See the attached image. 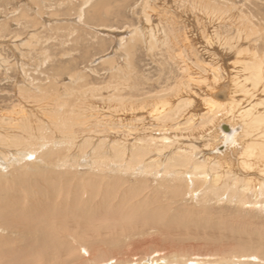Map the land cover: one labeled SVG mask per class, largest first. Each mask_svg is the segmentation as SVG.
<instances>
[{"label":"rangeland","instance_id":"obj_1","mask_svg":"<svg viewBox=\"0 0 264 264\" xmlns=\"http://www.w3.org/2000/svg\"><path fill=\"white\" fill-rule=\"evenodd\" d=\"M86 1L87 0H57V1L56 0H0V67H1L0 68V114H5L6 116H15V118H17L16 120L17 125L5 124V128H9V129L4 131L0 128V132H3L4 134L9 135V136L10 135L13 136L14 138H11L12 140H14L13 142L18 141V144H19V146L13 147V145L15 144L12 142V140H10V138L8 139L6 138L7 142L1 141L0 157L3 158L4 153L6 154V152H8L7 154H9L10 153L9 151H12L14 148H16V151L13 150L11 153L20 152L21 150L23 151L25 148L26 150H24L25 153L23 154L25 158H21V159L18 158L16 160L17 163H15L14 165L15 166L19 165V166H16L17 168H20L21 166H23V164L27 167V164H25L26 162H29L31 160L35 161L34 159L37 160V157H38V154H36L38 152H35V150L33 152L31 150L32 148L28 147L30 146V143L28 142H31V144H37V145L38 143L39 145L42 143L41 141H39V139L38 141H37V138L34 139L32 137V134L38 133L37 131L41 127H42L41 129L43 130H46L48 132L50 131L56 134L55 137H57V140L55 141V144H57V148H58L57 150H61L58 153L59 155L57 154L56 156H61V155H64V153H66L65 155H69V158L74 159V161H79L80 164L76 165V167H72L70 165V167L68 168H71L72 169L71 171L70 170H66V171L60 170L58 171L59 173L50 172V175H48L47 173H44L45 178H46L45 181L40 180V175L42 174V172L40 171H44L42 168H39V170H28V173L27 171H20L19 169V172L13 176L12 180L15 181L16 185L19 187L20 190L22 189L26 190L25 187H27V185L25 184L27 180L31 182L32 181L31 178L33 177V175L38 173L39 175L38 178L36 180H33V182L31 183L32 184L31 186H34V191L32 192V194H36V196H39L43 200L40 202H36V200L31 198L29 202H32L33 204L46 203V205L48 204L55 205V203H58L59 206L66 205L68 209L67 215H71L73 213L74 208L76 207L80 208V206L86 205L88 202H89V205H92V206H96L98 204H108L109 205L111 204V202H118L120 200H123L125 203L129 202L131 196H133V192H131V190H133L134 188H137L136 184L139 183L140 185H142L145 183V182H142L143 178H145L144 176L145 171L141 167H140L141 170L138 167L130 171V175L127 177L129 180L127 181L117 178L120 181L118 183L116 182V180H114L115 177L112 175H118L119 177H121L122 173H125V170L123 169V167L118 168L113 165L109 166L108 168L109 173H107L110 175L109 178L89 176V175H92L94 172H91L92 171L91 166L89 163H86V162H88L89 159H91L92 157H94L95 159H100L101 157L104 158L106 156L104 160L107 159L109 160V162L114 163L115 162L114 159L120 153L118 148H121L122 151H125L126 153L124 162L126 164H129V163H132L133 160L135 159L134 152L138 150V147L140 149L145 148L147 149L145 153L146 154L148 153V155L145 156V158H147L146 163L147 164L151 163V165L153 164L152 166L155 168L153 169V173H149V174H157V177L161 179L162 176H164L162 175V173L165 170L164 164L167 161L166 156H165L166 153L167 155H170L172 153L176 154L181 149H185V151L187 150V152H190L191 148L194 147L195 149L193 148L194 149L193 152L198 151L197 154L200 153L199 156H201L202 155L201 153L206 152L208 150V148H206V143L208 144L207 141L211 139L210 137L207 136L208 134H211L212 132L211 130H208V128H210L211 126L203 125V122H201V119L199 118V119H196L195 121L191 120V123L194 124L191 127V124L188 123L190 121H187V119L189 120L188 114L190 111L189 109L190 107L182 111V109H180L181 106L179 107L177 105L181 104L183 98L184 100L188 99L190 98V95H193L195 92H197L198 95L199 94L203 95V93L206 90H208L207 91L208 93H211V91L213 92L216 89H218L219 85L214 82V76H213L214 74L212 73V70H211V67L215 65H213L214 64L213 60L210 61L208 57L209 50L213 53L214 51L219 50L217 51L218 56H220V54L223 56L230 55L231 58L226 62L227 66H229L228 67L229 72L228 70L227 72L230 74L226 73L223 76H225L224 79L227 77L226 79L230 80V82H232L233 79H235L237 80V82L240 83L241 87H240L239 94H237L238 95L237 98L239 99L241 98L240 100L243 99L244 101L247 96L246 92L250 91L251 89L249 88L253 87V86H250L252 85V81H251L252 70L250 68L249 63H252V61L256 58V54L257 55L261 54L262 56H264V40H263L264 38H262L264 36V21H263L264 20V0H196L194 2L195 4L192 2L194 0H152L151 2L152 5L151 7H149V10H147V12L146 10L144 11L143 9L145 7L144 2H146L147 0H89L88 5H85ZM208 4L209 6H211L212 4V7L213 5L216 6L215 9L212 7L210 8L207 7ZM217 5L219 7L226 6L225 7L226 9H228L229 7L230 8L235 7V9L229 8L228 10H226L225 8L222 9L220 7L221 11L225 13L223 14L222 12H220V9L218 8ZM194 6L196 7V9ZM203 7H205V9ZM150 8H152V10H150ZM200 8H201V11H200ZM217 8L219 9V11L217 10ZM197 9L201 13L196 11ZM203 9L208 10V11H204ZM211 9H214V10H211ZM215 10L218 11L217 15L215 13L216 12ZM212 11L215 14L209 13ZM143 12L145 14L150 13V15L151 13L152 14L158 13V14L156 15L154 14V16L151 18L150 24H147L148 22H147V19L145 18L146 15L143 14ZM227 12L232 14L231 16L233 18L230 16V14H227ZM208 14H209V18H208ZM219 16L221 17V20H218ZM238 16H240L242 19H240ZM246 16L247 18H249V21L247 18L244 19V17ZM256 17L259 18L258 19L259 21L257 20ZM207 18L209 20H207ZM238 18L242 21H239ZM237 20L238 22L236 23ZM243 20L247 24L242 23V25H239L241 24L240 22H243ZM260 21L261 23H259ZM248 22L249 23L251 22L250 23L251 27L252 26L256 27V29L257 28L260 29L261 27L263 28V31H262L263 33L262 32L259 33L260 31H258L259 34H262V35H258L259 37L258 39L256 37H254V39L253 38L248 39L246 37V34L251 32L249 31V28H248V25H249ZM172 23H173L174 29H173V26L171 25ZM261 24H263V26ZM159 25L162 26L160 30L161 33L162 34L164 33L165 35L164 34L162 35L160 33V36H159L160 41L159 43L155 44L156 45L155 49L153 47L149 48L148 45L146 47V44L134 45L133 49H131V45L129 42L135 36V32L137 29L146 30L148 32V29H149L148 26L151 27V26H159ZM175 25H176V29H175ZM225 26L228 27L226 30H225L226 28ZM231 26L232 27L234 26L235 28H231ZM243 28L246 29V31L245 30L242 31ZM165 29L167 31H165ZM228 29L229 31L227 32ZM239 29H241V32L237 31ZM178 30L180 31L178 32ZM182 30L185 33H183ZM164 31L168 33H165ZM206 31L210 33V35L208 33L209 36H211V34L212 36L214 34L215 35L217 34L218 36H222V37L225 36V38L228 39L229 41L231 38L234 37L235 34L237 35L238 33V36L237 38L234 37V39L236 38L235 42H233L234 44L229 42L233 46L228 45L229 44L228 41L227 42L221 41V38H218L216 40L217 43H207L208 42V40L206 42L207 35L205 36V38L202 35L206 33ZM169 32H175L176 38H178V40L172 42V40L169 38L170 42L166 44L164 43L165 42L164 40L167 38L166 35L169 36L168 35ZM215 32H219V33H215ZM239 32L240 34L242 33V36L244 38V39L241 38L242 40L240 41L238 40V38L241 36ZM179 33H183V34H179ZM177 35L178 36L181 35V36L177 37ZM182 35L183 37L184 35L191 36V38L194 37L195 42H192L189 44L187 43L188 44L187 45L186 43L182 42L183 41ZM213 37L216 38V36H213ZM213 37L212 39H214ZM226 43L228 44L226 45ZM238 43L239 44L241 43V44L237 45ZM249 43L250 45L248 47ZM157 44L162 47L159 46L160 47L159 49ZM196 44L198 46H196ZM223 45L225 46V48L227 46L228 47L225 49ZM214 48L216 50H214ZM128 49H131L132 51ZM204 49L206 50L204 51ZM237 49L238 50L241 49V51L240 50L238 51ZM182 51L183 52L185 51V54ZM196 51L198 55L196 54ZM236 51L240 53L243 52V53L242 55L240 53L238 54V52L236 54ZM167 52L170 55L172 54L174 55L170 56ZM175 53L176 54L179 53L180 57L176 56ZM213 53H210V54H213ZM193 54L195 56H193ZM182 55L184 57L183 59L181 57ZM177 57H179L178 59L180 60L182 59V62L184 63V65H182L183 63L181 64L179 62L180 60H178ZM236 58H238L239 61L236 60ZM190 61L193 63L192 65ZM209 61L212 62L211 63L212 66L208 65V63H210ZM241 61H243V65H241L242 64ZM188 62H190V64ZM185 63L189 65L187 66ZM200 66L203 67V69L200 68ZM128 69L131 73L128 72ZM125 71H127L128 73ZM124 72L127 75H125ZM241 73L243 74L241 75ZM210 76H212L213 78ZM243 76L244 78L245 77L246 78L244 79ZM142 80H144V82L146 81L147 84L144 82L142 84ZM202 80L206 81L204 83L205 85H203L202 88L201 87L199 88L198 82L201 83ZM247 81L250 84H247ZM136 84L139 86V88L137 87ZM109 85L112 86L113 89ZM141 85L143 86V88H141L142 87ZM248 85L250 87H248ZM74 88L77 90L81 89V91L89 90V93L85 94V97L83 99L82 97H80V101L77 102L79 103V105L78 104L75 105L76 103L73 102L75 106L74 108H77L76 115L82 118V120H80V118L79 120L83 121V124L75 126L74 127L75 129H72L71 132H69L68 134H65L60 130L58 125L52 124L51 122L50 117L51 115L56 114V111H55L56 108H54V111H53L54 113H52V111L49 110V106H44V105L46 102L48 105H51L52 99H55L58 96V93H60V96L62 97L63 100H66L67 102H72L73 98L75 99L73 92H72ZM92 88L96 90V93L92 94L90 92V89ZM165 89H168V90L170 89V90L169 92H167L168 90H166L165 92L167 93H165L163 91ZM145 92L147 94H144ZM142 93H143V96H142ZM259 93L260 94L257 99L249 100L250 105L248 106V109H250L251 111L249 112L250 116H247V115L244 116V119L249 118L247 119V121L253 123V127L257 126L255 129L257 133L259 131L260 132L264 131V126H263L264 122L261 121L258 123V121L256 122L253 119V118H256L257 120L261 119V114L257 112L258 110L260 109L263 110L262 108H264V106L260 104L262 99L264 101V96H263L264 87L259 91ZM117 95L118 97H115ZM173 95L174 97H172ZM194 95L197 96L196 93ZM131 96H133V98ZM195 98H197V100L199 101L201 100L200 97L198 96ZM111 100L113 101V103H111L112 102ZM173 100H175V102L177 103H179L178 101L180 100V103L174 104L175 102ZM170 103L172 104L170 105ZM81 105H83L82 106L83 108L81 107ZM129 105L133 109L127 108V107H130ZM198 105L199 106L196 105L195 107L203 106L202 102H200V104ZM259 105H261V108L258 107ZM158 107H161V110H163V108L167 109L168 113L170 114V117L168 116L167 120L159 119V117L157 118L158 120L155 119L156 118L155 112L158 110ZM113 108L115 109L113 110ZM120 108L121 110L123 109L122 112ZM14 110H16L17 112L15 113ZM19 111H21V114L19 113ZM64 111H68V107H65V109L64 107H62L59 112L62 114V113H65ZM177 112H178L177 114L178 116H176ZM201 112L203 111H196L195 109V113H201ZM239 112H244V111L240 110ZM182 113L183 114L185 113V114L183 115ZM119 114H121L122 116ZM109 115H111L112 118L109 117ZM139 118L142 120L138 121ZM169 118L170 120L171 119L173 120L174 118L173 121L171 120L172 125L170 124ZM229 118L231 117L229 116ZM229 118L227 119V117H224L221 120L230 121ZM133 119L135 121H133ZM234 120H237V118L235 117H233V119L231 118L232 122H235ZM241 121L242 120H237L236 122H241ZM19 122L22 124H20ZM184 122L187 124V126L190 129L188 127H184L186 126ZM136 124L137 126H135ZM154 124H155V127H154ZM147 125L149 127H147ZM111 126L114 128H112ZM119 126H120V129H119ZM125 126H126V129H125ZM157 126L160 128V130ZM262 126H263V129H261ZM171 129H173L174 131ZM257 129H260V130H257ZM113 130H116L115 131L116 133L113 132ZM58 131L61 136L59 135ZM161 131H167V132L163 133ZM26 132H27V135H26ZM123 132L126 133L127 135L124 134ZM133 132L135 133L134 135L131 134ZM256 132L251 134V138H250V142L254 141L255 144H256V141L262 140V139H259ZM146 135L147 137L149 136L148 139L146 138ZM37 136H40V140H41V138L43 137V132L41 131L40 133L37 134ZM156 136H157L158 141L155 140ZM112 137H114L115 141L112 139ZM159 137H162V138L169 137L171 142L166 141V140H164L165 141L164 142ZM138 138L141 140H139ZM152 139H153V142H152ZM173 140H175L176 142H174ZM127 142H130V143H127ZM135 142H137V144ZM156 142L158 143V145L160 144L161 146L159 145L160 146L159 147L156 144ZM180 142H183L182 144H180L181 146L179 145ZM177 143L180 148L178 147ZM21 144L23 145V147ZM26 144L27 145L29 144V145L27 146ZM64 144H67V145H64ZM131 144L134 148L131 147ZM140 144H141V147L138 146ZM164 144L165 146L168 144L169 148H170V145H175V146L171 149L165 150V152L163 151L164 152L163 153L161 152L162 151L161 148L164 147L163 146ZM26 146L28 147V150L30 149L29 152L31 155L28 154L29 152ZM17 147H20V148L18 149ZM113 149L115 152L113 151ZM263 149L264 147H260L257 149L258 151L256 150L255 152L256 165L254 166V169L256 167L258 170L256 169L254 170V172L259 171L258 176H257L258 178L263 176L261 173L263 172L262 170H264V164H262L264 163V158H263L264 156L262 155L263 153L262 151H264ZM105 152L108 155H106ZM26 153L32 157L27 158ZM94 153H99L100 155L99 154L96 155ZM260 154H261L260 156L261 158L258 156ZM149 155H152V156H149ZM132 156L134 159L132 158ZM161 156L163 157L164 160H162ZM15 157H18V156L14 155V158ZM258 158L260 159L258 160ZM200 159H203V157L201 156ZM0 162L2 164L5 163L4 160H1V159H0ZM159 162H161L162 164L164 163V164L162 165ZM252 163L255 164L254 162ZM157 165H160V166L158 167ZM81 167H84V168H81ZM115 167L118 170H116ZM3 168L5 167L4 166L2 167V165H0L1 171L4 170ZM73 168H75L76 170ZM121 169H123L122 173H120ZM231 169H235V167H231ZM137 170H140V171H137ZM72 171H78L80 173L75 174L76 172L74 173ZM122 176L124 177V175ZM158 178H157V181L153 182V186L151 187V190L153 192H151L149 195H152L155 192H158V190L161 189L160 185H162L163 187H166L168 185V184H165L167 181L160 182ZM248 178H252V177L250 176ZM252 179L256 180V183H257V185L253 184L254 186L263 184L262 181L261 183L259 182L260 178L259 179L252 178ZM115 183H117L118 185L112 188V186L115 185ZM203 189H206V188L204 187ZM29 191L31 190L29 189ZM53 191L55 192L52 194ZM255 192L259 193L260 191L258 189ZM197 198L198 197L196 196L195 200H197ZM200 199H202V197H200L199 200ZM174 202L166 198L160 200L162 211H164L166 217H169L168 219H171V217L175 216L174 212L176 210L170 209L167 207L168 205L172 207ZM219 203H222V204L220 206H217L218 203H216L215 205H213V203H210V207L206 208L207 210L205 211L204 214H200V216L196 215L195 216L196 221L195 220L193 221L195 225L202 222L206 225L208 224V227L210 229H220V230L226 229L230 231V232H226V234L231 235V236H237L244 231H251L253 233L256 232L254 231V227H251L250 223H247L249 220L253 222L258 228H264V215L258 212H254L255 208H252V206H249L248 204H246V207L239 209L237 207H234L233 205L226 204V202H224L223 200H220ZM178 204L174 205V207L180 206V208H184L186 206L185 208L187 209V212H190L189 210L193 211V210L199 209V206L196 202L190 201V197H187L186 199L185 197H183L179 201ZM203 206L204 205H202V207ZM204 209L205 208H202V210ZM263 212H264V209H263ZM238 221L240 222L239 224H238ZM261 230L262 229L257 230V231L260 232ZM17 237L19 236H13L12 239L14 240ZM221 237H219L218 235H215L214 238L207 236V237H202L200 239L202 240L207 239L208 243H213V242L215 243L218 239H220V241L223 244L222 246H225L226 239H221ZM200 239L194 238L193 244L195 245V242L198 243ZM128 241L126 242L125 245H130L135 240H128ZM83 250H85V252H88L87 248H84ZM176 251L178 252L179 257H187V255L190 254V252L192 251V247L189 245V243H183V244L179 243L178 248L176 250L173 248L162 250L160 251L161 253L159 252L157 254L151 255V257L149 258L150 260L147 259L148 257H145L146 256L145 254L142 255L143 254L142 253V254L135 256L134 261L133 260L131 261L130 254L128 253L125 257L128 260H125L124 264H139L138 261H143L142 264L144 263L148 264L149 261L150 263H152V261L154 262V261H157L158 259L163 261V264H166V263L168 264L170 262L169 261L170 258L176 257V255L175 256L173 255L174 252L176 253ZM193 254L196 256L197 260L191 262V264H194V263L213 264L214 259L216 260V258L212 256L199 257L197 253H193ZM83 255H86V254H83ZM209 255H213V254L209 253ZM179 257H177L176 259H178ZM252 257H256V256H252ZM222 263L227 264V261L224 260V262ZM235 263L238 264L240 263V261L239 262L236 261ZM251 263L264 264V260L263 261L255 260V261H252ZM111 264H118L117 259H115Z\"/></svg>","mask_w":264,"mask_h":264},{"label":"bare ground","instance_id":"obj_2","mask_svg":"<svg viewBox=\"0 0 264 264\" xmlns=\"http://www.w3.org/2000/svg\"><path fill=\"white\" fill-rule=\"evenodd\" d=\"M195 1L196 0H194L192 2L194 3ZM151 2H152V0H147L146 2H144V4H145V7L143 8L144 11L146 10V12H147V10H149V7H151V5H152ZM88 3H89V0H87L85 2V5H88ZM199 5H200V3H199ZM200 7H202V6H200ZM207 7H209V8L212 7V4H211V6H209V4H208ZM215 7L216 6L213 5L212 8L215 9ZM220 7L218 6L219 9H220ZM225 7L222 6L221 8L223 9ZM257 7H259V6H257ZM203 8L205 9V7H203ZM218 8H217V10L219 11ZM231 8L235 9V7H231ZM195 9H196V7H195ZM206 9H208V8H206ZM214 9H211V10H214ZM228 9H226V10H228ZM150 10H152V8H150ZM154 10H155V8H154ZM217 10H215L216 15L218 12ZM196 11H198V9ZM200 11H201V8H200ZM204 11H208V10H204ZM153 12H155V11H153ZM220 12H222L221 9H220ZM224 12H226V11H224ZM228 12H230V11H228ZM228 12H227V14H230ZM199 13H201V12H199ZM209 13L215 14L213 11L209 12ZM143 14H145V13L143 12ZM154 14L156 15L158 13H153V14L151 13V15H150V13L145 14L146 15L145 18L147 19V22H148V23L146 22L147 24H150L151 18L154 16ZM205 14H206V12H205ZM223 14H225V13H223ZM203 15H204V13H203ZM231 15L232 14H230V16ZM258 16H259V14H258ZM219 17H218V20H221V17H220V19H219ZM231 17H229V18H231ZM238 17L240 19H242L240 16H238ZM260 17H262V16H260ZM208 18H209V14H208ZM208 18H207V20H209ZM224 18H225V16H224ZM245 18H247V16L244 17V19ZM256 18H257V20L259 19L258 17H256ZM240 19H239V21H242ZM247 19L249 21V18H247ZM260 20H261V18H260ZM211 21H212V19H211ZM226 22H228V21H226ZM237 22H238V20L236 21V23ZM240 23L241 24H239V25H242V23H245V22L243 20V22H240ZM250 23L248 22V24H249L248 28H249V31H251V32L248 31L249 33L246 34V37L248 39L249 38L254 39V37H256L258 39L259 38L258 35H262L259 33H261L263 31V28L261 27L260 29L259 28L256 29V27H253V26L251 27ZM259 23H261V21ZM223 24H224V22H223ZM245 24H247V23H245ZM171 25L173 26V23ZM261 25L263 26V24H261ZM201 26H203V25H201ZM220 26H222V25H220ZM148 28H149L148 32L146 30H141V29L136 30L135 29L136 30V32L134 31L135 36L129 42L131 45V49H133L134 45H138V44H142V45L146 44V47L148 45L149 48L153 47L155 49V47H156L155 44L159 43V41H160L159 36L161 33L160 30H161L162 26H160V25L159 26H151V27L148 26ZM227 28L228 27H226L225 30ZM231 28H235V27L231 26ZM173 29H174V26H173ZM175 29H176V25H175ZM229 29L227 30V32L229 31ZM244 30L246 31V29L243 28L242 31H244ZM165 31H167V30L165 29ZM179 31L180 30H178V32ZM237 31L241 32V29H239ZM258 31H260V32L258 33ZM240 32H239V34H240ZM165 33H168V32H165ZM183 33H185V32L183 31ZM183 33H179V34H183ZM206 33H204L202 35L204 36V38L207 35V39H206V42L208 40L207 43H217L216 40L218 38H221V41H226V42L228 41V43L229 42L233 43V42H235V40L238 36V33H237V35L233 34L234 37H236L234 39V37L231 35L233 38H231L229 41L228 39L225 38V36L222 37V36H218L217 34L216 35L214 34L213 36H216V38H214L212 36V34H211V36H209L210 35L209 32L206 31ZM208 33H209V35H208ZM215 33H219V32H215ZM168 35L169 36L166 35L167 38L164 40L165 41L164 43H166V44L169 43L170 39L172 40V42L178 40V38H176L175 32H169ZM187 35H188V33H187ZM187 35L186 36L184 35V37L182 35V37H183L182 38L183 41L181 40L182 42H184L186 44L195 42L194 37L191 38V36H187ZM240 35L241 36L238 38L239 41L244 39L242 36V33ZM180 36L177 35V37H180ZM157 37H159V38H157ZM210 37H211V39H210ZM212 37L214 39H212ZM247 38H245V39H247ZM262 38H264V36ZM237 41H236V43H237ZM199 43H201V42H199ZM228 43H226V45ZM230 43L228 45H232ZM197 44H196V46H198ZM240 44L238 43L237 45H240ZM254 44H255V42H254ZM181 45H183V44H181ZM249 45H250V43L248 44V47H249ZM256 45H257V43H256ZM159 46L160 45H158V47ZM126 47H128V46H126ZM160 47H162V46H160ZM160 47H159V49H160ZM253 47H255V46H253ZM224 48H225V46H224ZM131 49H128V50H131ZM232 49H233V47H232ZM257 49H258V47H257ZM205 50L206 49H204V51ZM214 50H216V49L214 48ZM239 50L241 51V49H239ZM149 51H151V50H149ZM217 51H219V50H217ZM217 51H214V53L211 52L210 50L208 51L209 52L208 57H209L210 61L213 60V63H214L213 65H215V66H212V64H211L212 62H210V61H209L210 63H208V65L212 66L211 70H212V73L214 74L213 75L214 76V82L219 85L218 89H216L213 92L211 91V93H208L207 92L208 90H206L203 93V95H200V94L198 95L197 92H195L196 95L198 97H200V99L202 101L197 100V98H195L197 96H195L194 95L195 93H194L193 95H190V98H188V99L184 100V98H183L181 104L177 105L179 107L181 106L180 109H182V111H184L185 109H188L190 107L189 108L190 111L188 114L189 120L187 119V121H190L188 123L191 124V127H192V125H194L191 123V120L195 121L196 119H199V118L201 119V122H203V125L211 126L210 128H208V130H211L212 132H211V134L207 135L208 137L211 138V139L209 138L210 140L207 141L208 144L206 143V148H208V150L206 152L201 153L202 154L201 156L203 157V159H200L201 156H199L200 153L197 154L198 151L197 152L195 151L196 153L193 152L195 149L194 147H193L194 149L193 148H191V150L189 149L190 152H187V150L185 151V149H181L176 154L172 153L170 155H167V153H166L165 156L167 159V161H166L167 164H166V162H165L166 165L163 163L165 170L162 173V175H164V176H162L161 179H159L157 177V174H149V173H153V169H155V168L152 166L153 164L151 165V163L150 164L146 163L147 158H145V156H147L148 153L147 154L145 153L147 150L145 148L140 149L138 147V150L135 149L136 150L134 152L135 159L132 156V158L134 160L132 163L127 162L129 164H126L124 162L126 153H125V151H122L121 148H118L120 153L114 159V161H115L114 163L109 162V160H107V159L104 160V158L106 156L104 158L101 157L100 159H95L94 157H92L91 159H89L88 162H86V163L90 164L91 169H92L91 172H94L92 175H89V176H95V177H101V178H109L110 177V175L107 174V173H109L108 172L109 166L113 165V166H116L118 168L123 167V169L125 170V173H122L123 169H121L120 173H122V175H124V177L122 175H121V177H119L118 175H112L115 177L114 180H116L117 183L120 182L117 178L122 179L124 181H127V180H129L127 177L130 175V171H132L133 169L138 168V167H139V169H140V167L143 168V170L145 171L146 174L144 173L145 178H143L142 182H145V183L142 185H140L139 183L136 184L137 188H134L133 190H131V192H133V196H131L129 202L125 203L123 200H120L118 202H111V204H109V205L108 204H98L96 206L89 205V202H88L86 205L80 206V208L79 207L74 208L73 213L71 215H67L68 209H67L66 205L59 206L58 203H55V205H50V204L46 205V203L33 204L32 202H29L31 198L36 200V202H40L43 200L39 196H36V194H32V192L34 191V186H31L32 185L31 183L33 182V180H36L39 175H38V173L34 174L33 177L31 178V180H32L31 182L29 180H27V182L25 184V185H27V187H25L26 190H24V189L20 190L19 187L16 185L15 181L12 180L13 176L19 172V169H20V171H27V173H28V170H39V168H42L44 171H40V172H42V174L40 175V180L45 181L46 178H45L44 173H47L48 175H50V172L59 173L58 171H60V170H63V171L70 170L71 171L72 169L68 168V167H70V165L72 167H76V165L80 164L79 161H74V159L69 158V155H65L66 153H64V155H61V156H56L61 151V150H57L58 149L57 144H55V141L57 140V137H55L56 134H54L50 131L48 132L46 130L41 129L42 128L41 126H40L41 128L37 131L38 133H40L41 131L43 132V137L41 138V140H40V136H37L38 133L32 134V137L34 139L37 138V141L39 139V141H41L42 143L40 145L38 143V145H37V144H31V142H28V143H30V146H28L29 144L28 145L26 144L29 148L30 147L32 148L31 150L33 152H34V150H35V152H38V153H36V154H38V157L36 155L37 160L34 159L35 161L31 160L29 162H26L25 164H27V167L23 164V166H21L20 168H17L16 166H19V165L15 166L14 164L17 163L16 160L18 158H20V159L25 158V156L23 154L25 153L24 150H26V149L24 148L23 151L20 149L21 150L20 152L11 153L13 150L16 151V148H14L12 151H9L10 152L9 154H7L8 152H6V154L4 153V155H3L4 157L3 158L0 157V159L4 160V162H5L4 163L5 165L0 162V165H2V167L3 166L5 167V168H3L4 169L3 171L0 170V229H1L0 230V232H1L0 233V264H111L115 259H117L118 264H124V261L128 260L125 258L128 253L130 254L131 261L132 260L134 261L135 256L142 254V253H143L142 255L145 254L146 255L145 257H148L147 259H149L151 257V255L157 254L162 250H167L169 248H173L176 250L178 248L179 243L180 244L189 243V245L192 247V251L190 252V254L187 255V257H179L178 252L177 251H176V253L174 252L173 255L174 256L176 255V257L170 258L169 259L170 262L168 264H191V262L197 260L196 256L193 253H197V255H199V257H209V256L215 257L216 260L214 259L213 264H223L222 262H224V260L227 261V264H236L235 263L236 261H238V262L240 261V263H242V264H255V263H251V262L255 261V260H262L263 261L264 260V228H258L250 220L247 223H250V226L254 227V231H256V232L253 233L251 231H244L237 236H231V235L226 234V232H230L229 230H226V229H224V230L210 229L208 227V224L206 225V224L200 222L199 224L195 225V223L193 222L195 220L196 215L200 216V214L205 213V211L207 210L206 208L210 207V203H213V205L218 203L217 206H220L222 204V203H219L220 200H223L224 202H226V204L233 205L234 207H237L239 209L246 207V204H248L249 206H252V208H255L256 211L254 210V212H258V213H261L264 215V212H263V209H264V177H263L264 176V174H263L264 170H262L263 172H261L263 176L259 177L260 179L257 177L259 171L254 172V170L257 169L256 167L254 169V166L256 165V163H255V157H256L255 152L258 148L264 147V131H262V132L259 131L257 133L255 131L257 126L253 127V123L247 121V119H249V118L244 119V116H246V115L250 116L249 112H251V111H250V109H248V106L250 105L249 100L250 99H253V100L257 99L259 97V94H260L259 91L264 87V56H262L261 54L260 55L256 54V58L252 61V63H249L250 68L252 70V72L250 71L251 75H252V78H251L252 85H250V86H253V87L249 88L251 90L246 92L247 96H246V99L244 101L243 99L240 100L241 98L240 99L237 98V96H238L237 94H239L240 87H241L240 83L237 82V80H235V79H233V81L230 82V80L226 79L227 77L224 79L225 76H223L229 72V70H228L229 66H227L226 62L231 58L230 55L223 56L218 52L220 54V56H218ZM238 51H236V54ZM255 51H257V50H255ZM258 51H259V49H258ZM183 53L185 54V51ZM210 53H213V54H210ZM239 53L240 52H238V54ZM242 53H240V54L242 55ZM177 54L175 53L176 56H179V53H177ZM196 54L198 55L197 51H196ZM250 54H251V52H250ZM172 55H174V54H172ZM172 55H170V56H172ZM193 56H195V55L193 54ZM217 56H218V58H217ZM237 56H239V55H237ZM179 57H177V59ZM181 57H182V59L184 58L183 55ZM173 58H175V57H173ZM182 59L181 60L178 59V60H180L179 62L181 64L183 63ZM236 60H238V58H236ZM169 61H170V59H169ZM113 62H115V61H113ZM190 62H188V63L190 64ZM241 62H242L241 65H243V61H241ZM240 63H238V64H240ZM166 64H168V63H166ZM185 64L187 65V63H185ZM192 64L193 63L191 62V65ZM182 65H184V63ZM241 67H243V66H241ZM200 68L203 69V67H201V66H200ZM112 70H113V68H112ZM227 70H228V72H227ZM131 71H132V69H131ZM125 72H127V71H125ZM128 72H130L129 69H128ZM184 73H185V71H184ZM245 73H246V71H245ZM228 74H230V73H228ZM242 74L243 73H241V75ZM125 75H127V74L125 73ZM129 75H131V74H129ZM244 76H243V78H244ZM210 77H212V76H210ZM231 78H233V77H231ZM209 79H211V78H209ZM137 81H138V79H137ZM202 81H201V83L198 82L199 88L200 87L202 88L203 85H205L204 83L206 81H203V82ZM143 82H144V80H142V84H143ZM144 83H146V81ZM120 84H122V83H120ZM247 84H250V83H248V81H247ZM250 86L248 85V87H250ZM110 87L113 89L112 86H110ZM137 87L139 88L138 85H137ZM141 88H143V86ZM166 90H168V89H165L163 91L165 92ZM169 90L167 92H169ZM72 92H73V95L75 97V99L74 98H73V100L71 99L72 102H67L66 100H63L62 97L60 96V93H58V96L55 99H52L51 105H48L47 102L45 103V105L43 104L44 106H49V110L52 111V113H54L53 112L54 108H56V110H55L56 114H53L50 117L51 122H52V124L58 125L60 130L65 134H68L69 132H71L72 129H75L74 128L75 126L83 124V121H80V120H82V118H80V116L76 115L77 114V108H74L75 106H74L73 102L76 103L75 105H77V104L79 105V103H77V102L80 101V97H82V99H83L85 97V94L89 93V90L81 91V89L77 90L74 88L72 90ZM90 92L93 94V93H96V90L92 88V89H90ZM167 92H165V93H167ZM156 93H155V95H156ZM159 93H161V92H159ZM144 94H147V93L145 92ZM66 95H67V93H66ZM115 95H116V93H115ZM142 96H143V93H142ZM115 97H118V95ZM128 97H130V96H128ZM131 97L133 98V96H131ZM172 97H174V95ZM134 99H135V97H134ZM119 100H121V99H119ZM162 100H164V99H162ZM173 101L175 102V100H173ZM178 102L180 103V100ZM200 102H202V104H203L202 107H204V108L195 107L196 105L199 106L198 104H200ZM111 103H113V101ZM179 103L175 102L174 104H179ZM109 104H110V102H109ZM120 104H122V103H120ZM171 104L172 103H170V105ZM260 104L264 106L263 99L261 100ZM125 105H126V103H125ZM140 105H142V104H140ZM261 105H259L258 107L261 108ZM82 106L83 105H81V107ZM149 106H150V104H149ZM62 107H64V109H65V107H68V111H64L65 113L61 114L59 111ZM78 107H80V106H78ZM109 108H111V107H109ZM127 108H132V107L130 106ZM114 109L115 108H113V110ZM195 109H196V111H203V112L195 113ZM243 109H245V110H243ZM262 109L263 110L260 109L257 112V113L261 114V119L257 120L256 118H253L256 122L258 121V123L261 121L264 122V108H262ZM120 110H121V108H120ZM122 110H121V112H122ZM240 110L244 111V112H239ZM14 111H15V113L17 112L16 110H14ZM158 111H160V112H158ZM111 112H113V111H111ZM19 113L21 114V111H19ZM116 113H118V112H116ZM155 113H156L155 119H157L159 117V119L167 120V117L168 116L170 117V114L168 113L167 109L163 108V110H161V107H158V110ZM167 113H168V115H167ZM177 114H178V112L176 113V116H178ZM119 115H121V114H119ZM229 116L232 119H233V117H235V118H237V120H242V121L236 122L237 120H234L235 122H232L231 118H229ZM253 116H254V114H253ZM109 117H111V115H109ZM123 117H124V115H123ZM224 117H227V119L229 118L230 121L221 120ZM79 118H80V120H79ZM16 120H17V118H15V116H6L5 114H0V126H1L0 128L5 131V130L9 129V128H5V124L17 125ZM141 120L142 119L139 118L138 121H141ZM150 120H152V119H150ZM169 120H170V118H169ZM171 120H170V124H171ZM173 120H174V118H173ZM133 121H135V120L133 119ZM183 121H184V119H183ZM111 122H113V121H111ZM149 122H151V121H149ZM184 123H183V125H184ZM20 124H22V123H20ZM116 124H118V123H116ZM137 124L135 126H137ZM47 125H48V123H47ZM101 125H103V124H101ZM119 125H120V123H119ZM27 126H28V124H27ZM263 126L261 129H263ZM139 127H140V125H139ZM147 127H149V126L147 125ZM151 127H153V126H151ZM154 127H155V124H154ZM157 127H156V129H157ZM164 127H166V126H164ZM184 127H188L187 124ZM44 128H45V126H44ZM112 128H114V127H112ZM49 129H51V128H49ZM119 129H120V126H119ZM125 129H126V126H125ZM159 130H160V128H159ZM171 130H173V129H171ZM257 130H260V129H257ZM115 131L116 130H113V132H115ZM127 131H128V129H127ZM130 131H129V133H130ZM11 132H12V130H11ZM86 132H87V130H86ZM106 132H105V134H106ZM161 132L164 133L167 131H161ZM254 132L257 133L259 139H262L261 141H256V144L254 143V141L250 142L251 134H253ZM58 133H59V131H58ZM77 133H79V132H77ZM124 134H126V133H124ZM131 134L134 135L135 133L133 132ZM141 134H142V132H141ZM26 135H27V132H26ZM59 135H60V133H59ZM180 136H182V135H180ZM148 137L146 135L147 139H148ZM208 137H206V138H208ZM6 138L7 139L10 138V140H12L11 138H14V137L11 135L10 136L6 135L3 132H0V143H1V141L7 142ZM155 138H156L155 140L158 141L157 136ZM159 138H161V140H163V141L164 140L170 141L169 137H165V138L159 137ZM112 139L114 140V137H112ZM139 140H141V139H139ZM150 140H151V138H150ZM13 141L14 140H12V142ZM142 141H143V139H142ZM173 141L176 142L175 140H173ZM130 142H127V143H130ZM148 142H150V141H148ZM152 142H153V139H152ZM13 143L15 144V145H13V147L19 146L18 141H15ZM135 143L137 144V142H135ZM138 143H139V141H138ZM182 143L183 142H180L179 145ZM132 144H131V147L134 148L132 146ZM156 144L158 145L157 142H156ZM171 144H173V143H171ZM64 145H67V144H64ZM177 145H178V143H177ZM179 145H178V147H179ZM27 146H26V148L28 150ZM62 146H63V144H62ZM106 146H108V145H106ZM138 146L141 147V144ZM163 146H164L163 147L164 150H163V148H161L162 149L161 152H163V151L165 152V150L171 149L175 145H170V148H169L168 144L166 146L164 144ZM20 147H17V148L19 149ZM22 147H23V145H22ZM124 147H125V145H124ZM2 148H4V147H2ZM118 149H117V151H118ZM126 149H128V148H126ZM157 149H155V150H157ZM29 150H28V152H29ZM71 150H72V148H71ZM142 150H144V151H142ZM3 151H4V149H3ZM113 151H114V149H113ZM127 151H129V150H127ZM79 152H80V150H79ZM149 152H151V151H149ZM166 152H168V151H166ZM262 152H263L262 155L264 156V151H262ZM28 154H30V152ZM28 154L26 153L27 158L32 157V156H30L31 154L30 155H28ZM94 154L97 155L99 153H94ZM14 155L18 156V157L14 158ZM106 155H108V154L106 153ZM155 155H156V153H155ZM1 156H2V154H1ZM149 156H152V155H149ZM258 156L260 157L261 154ZM11 158H13V159H11ZM79 158H81V157H79ZM130 158H131V156H130ZM149 158H151V157H149ZM260 158H258V160ZM162 160H164L163 157H162ZM158 161H160V160H158ZM150 162H152V161H150ZM252 162H254L255 164H253ZM28 163H29V165H28ZM159 163H161V162H159ZM20 164H22V163H20ZM257 164H259V163H257ZM262 164H264V163H262ZM157 166L159 167L160 165H157ZM231 167H235V169H231ZM81 168H84V167H81ZM73 169H75V168H73ZM116 170H118V169L116 168ZM140 170H137V171H140ZM157 171H158V169H157ZM72 172H74V173L76 172L75 174L80 173L78 171H72ZM159 172H160V170H159ZM252 172H254V173H252ZM158 176H160V175H158ZM250 176L254 179H259V182L261 183V181H262L263 184L261 185L259 183L260 185L256 186L257 185L256 180H253L252 178H248ZM157 178L159 179L160 182L161 181H167L165 184H168V185L166 187H163L162 185H160L161 189L158 190V192H155L154 194L149 195L151 192H153L151 190V187L153 186V182L157 181ZM141 179H142V177H141ZM117 183H115V185H113L112 188L117 186L118 185ZM253 184H256V185L254 186ZM204 187L206 189H203ZM29 189L31 191H29ZM254 189H255V191L259 189L260 192L259 193L255 192ZM54 192L55 191H53L52 194ZM196 196L198 197L197 200H195ZM183 197H185V199L187 197H190V201L196 202L199 206V209L193 210V211L189 210L190 212H187V209L185 208L186 206L184 208H180V206L174 207V205L178 204L179 201ZM200 197H202V199L199 200ZM165 198L170 199L173 202L175 201L172 207L169 205L167 206L168 208L175 209L177 211V212L176 211L174 212L175 216L171 217V219H168L169 217H166L164 211H162V208H161L160 200L165 199ZM173 199H175V200H173ZM183 202H184V200H183ZM79 205H81V204H79ZM202 205H204V206L202 207ZM202 208H205V209L202 210ZM197 223H198V221H197ZM239 223L240 222L238 221V224ZM260 229H262L260 232L257 231ZM215 235H218L219 237L222 236L221 239H226V241H225L226 245L222 246L223 244L220 241V239H218L215 243L214 242L208 243L207 239L206 240L200 239L202 237H207V236L214 238ZM13 236H19V237L15 238L13 240L12 239ZM136 238H138V239H136ZM194 238L200 239L198 243L195 242V245L193 244ZM128 240H135V241L133 243H131L130 245H125ZM128 243H129V241H128ZM84 248H87L88 252H85V250H83ZM209 253H212L213 255H209ZM83 254H86V255H83ZM252 256H256V257H252ZM177 257H179V258L176 259ZM141 259H143V258H141ZM208 260H210V259H208ZM138 263L142 264L143 261H138ZM240 263H238V264H240ZM148 264H163V261L158 259L157 261H154V262L152 261V263H150V261H149ZM194 264H196V263H194Z\"/></svg>","mask_w":264,"mask_h":264}]
</instances>
